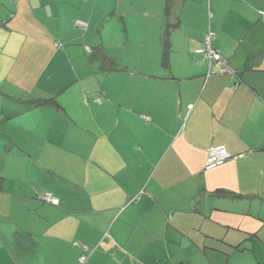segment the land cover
Here are the masks:
<instances>
[{
  "label": "crops",
  "instance_id": "0c3cea01",
  "mask_svg": "<svg viewBox=\"0 0 264 264\" xmlns=\"http://www.w3.org/2000/svg\"><path fill=\"white\" fill-rule=\"evenodd\" d=\"M263 14L0 0V264H264Z\"/></svg>",
  "mask_w": 264,
  "mask_h": 264
},
{
  "label": "built area",
  "instance_id": "2783aa9c",
  "mask_svg": "<svg viewBox=\"0 0 264 264\" xmlns=\"http://www.w3.org/2000/svg\"><path fill=\"white\" fill-rule=\"evenodd\" d=\"M264 15V14H263ZM215 32L213 30H209L206 39H205V47L199 48L198 51L202 54L204 61L207 63V75L211 76L217 73H226L232 72L229 66V62L223 58L221 52L218 48L214 47L211 43ZM224 150H212L211 158H209L206 162V169H210L216 167L224 162ZM41 198L47 202L58 205L59 198L52 196V194H45L41 196ZM87 248V247H85ZM87 255L81 254L79 256V263L85 264L87 261Z\"/></svg>",
  "mask_w": 264,
  "mask_h": 264
},
{
  "label": "trees",
  "instance_id": "16d2710c",
  "mask_svg": "<svg viewBox=\"0 0 264 264\" xmlns=\"http://www.w3.org/2000/svg\"><path fill=\"white\" fill-rule=\"evenodd\" d=\"M53 100L52 99H46L45 101H38V100H33V101H30L29 103L32 105V106H42V105H45V104H48L49 102H52ZM98 101L100 102V99H98ZM87 262V261H86ZM80 264V263H79Z\"/></svg>",
  "mask_w": 264,
  "mask_h": 264
}]
</instances>
